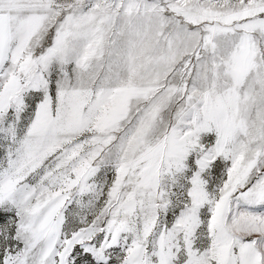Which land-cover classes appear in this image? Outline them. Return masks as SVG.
<instances>
[{
    "label": "snow or ice",
    "instance_id": "1",
    "mask_svg": "<svg viewBox=\"0 0 264 264\" xmlns=\"http://www.w3.org/2000/svg\"><path fill=\"white\" fill-rule=\"evenodd\" d=\"M0 264H264V0H0Z\"/></svg>",
    "mask_w": 264,
    "mask_h": 264
}]
</instances>
